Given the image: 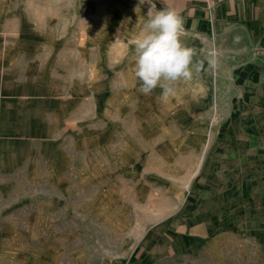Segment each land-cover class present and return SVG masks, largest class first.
Masks as SVG:
<instances>
[{
  "label": "rangeland",
  "instance_id": "1",
  "mask_svg": "<svg viewBox=\"0 0 264 264\" xmlns=\"http://www.w3.org/2000/svg\"><path fill=\"white\" fill-rule=\"evenodd\" d=\"M149 10L0 0V264H264V45L181 31L202 71L144 95Z\"/></svg>",
  "mask_w": 264,
  "mask_h": 264
},
{
  "label": "crops",
  "instance_id": "2",
  "mask_svg": "<svg viewBox=\"0 0 264 264\" xmlns=\"http://www.w3.org/2000/svg\"><path fill=\"white\" fill-rule=\"evenodd\" d=\"M141 1V0H140ZM155 4L153 12L165 8L174 10L182 21V31L187 34L215 36L221 34L249 35L254 42L264 45V0H150ZM151 8L148 0H144ZM182 221V228L175 238L182 250L193 245L216 242L220 236L214 222L200 220ZM211 242V241H210ZM198 245V246H199ZM197 246V248H198Z\"/></svg>",
  "mask_w": 264,
  "mask_h": 264
},
{
  "label": "clouds",
  "instance_id": "3",
  "mask_svg": "<svg viewBox=\"0 0 264 264\" xmlns=\"http://www.w3.org/2000/svg\"><path fill=\"white\" fill-rule=\"evenodd\" d=\"M148 3L151 8L143 25L144 34L137 40L134 49L135 76L140 81L139 91L142 94L150 95L160 87L162 98L167 99L175 94V83L191 81L193 72L202 71L203 62L194 63L196 51L181 42L182 21L179 15L168 8L153 12L155 4L150 0ZM216 65L215 53H211L208 66L215 68Z\"/></svg>",
  "mask_w": 264,
  "mask_h": 264
}]
</instances>
